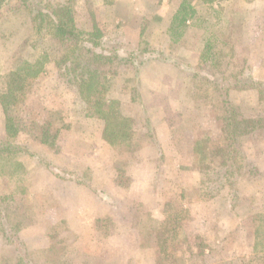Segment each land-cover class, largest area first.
I'll return each instance as SVG.
<instances>
[{
    "label": "rangeland",
    "instance_id": "374dc122",
    "mask_svg": "<svg viewBox=\"0 0 264 264\" xmlns=\"http://www.w3.org/2000/svg\"><path fill=\"white\" fill-rule=\"evenodd\" d=\"M183 1L0 0V93L23 61L45 68L9 101L23 150L0 162V264H264V0H186L196 14L174 41ZM27 5L69 8L78 54L111 57L97 65L106 100L131 119L138 150L107 147L103 121L55 62L70 45L36 34ZM95 25L98 46L88 43ZM151 62L160 65L145 69ZM225 100L263 127L233 139ZM45 121L61 129L54 146L40 141ZM5 124L0 103V140ZM167 136L181 155L165 152ZM144 147L155 154L136 156ZM174 166L183 169L172 175ZM140 177L157 181L159 201L145 192V205L117 201L104 189ZM67 229L75 243L52 247L51 235Z\"/></svg>",
    "mask_w": 264,
    "mask_h": 264
},
{
    "label": "trees",
    "instance_id": "16d2710c",
    "mask_svg": "<svg viewBox=\"0 0 264 264\" xmlns=\"http://www.w3.org/2000/svg\"><path fill=\"white\" fill-rule=\"evenodd\" d=\"M27 9L31 13V21L36 34L42 35L45 33L46 35H50L70 45L69 49L71 50L62 55L55 62L61 76L74 87L81 99L90 104L91 116L94 119L103 121V139L119 153H123L124 150L125 152L129 151V153L138 150L140 144L134 146L132 140H134V138L135 140L136 138H140V135L133 130L131 119L124 116L122 112L118 110L115 103L106 100L109 91L108 84L103 79L102 72L98 69L99 67L97 65L109 62L111 57L87 49V53L89 54L87 58L84 59L78 54L81 40L74 25V19L70 17L71 10L69 8L52 7V11H50L45 10L43 6L34 7L27 5ZM195 14L196 9L188 1L184 0L181 2L172 21L171 32L173 37L177 36L174 41L182 37L183 32L181 29L185 27L189 20L193 19ZM93 32L94 34L96 33V37L92 41L89 40L88 43L93 46H98L99 42L97 40L102 37V32L96 25L94 26ZM150 52L149 49H144V47L141 49V53L143 54ZM154 53L156 52L153 51V54ZM44 72L45 68L42 62L23 61L20 67L11 71L6 77L5 90L0 93V103L6 115V137L4 140H0V162H7L9 156L21 153L23 150L16 144L19 127L15 122L11 121L9 101L16 94L22 92L28 84L37 79ZM224 104L228 112L226 119L227 126L233 139L238 135L252 132L263 127V123L258 119L240 120L236 110L227 100L224 101ZM40 131V141L45 145L54 146L61 129L55 124L45 121ZM203 145L204 143H198L195 152L200 156L199 162L201 165L206 166L208 155L204 152ZM26 151L28 150L26 149ZM204 169L205 167H203V170ZM212 175L214 177L219 176L217 172H213ZM2 235L5 236L4 233H2ZM4 238L8 240L6 236ZM76 239L77 235L70 229L53 234L50 237L51 246L59 249L74 244ZM159 240L161 239L159 238ZM159 240L156 235V243ZM204 249L205 248L202 247L200 251L204 253Z\"/></svg>",
    "mask_w": 264,
    "mask_h": 264
},
{
    "label": "crops",
    "instance_id": "0c3cea01",
    "mask_svg": "<svg viewBox=\"0 0 264 264\" xmlns=\"http://www.w3.org/2000/svg\"><path fill=\"white\" fill-rule=\"evenodd\" d=\"M120 3L122 5V8H125L127 10L132 8L131 6L129 7L130 3H127V4H124L122 2H120ZM159 8L161 9V7H159ZM159 8L156 7L157 10H160ZM177 11H178V9H177ZM158 65H160L158 62H151L147 67H145V69L148 70L150 67L151 68L152 67H154V68L155 67H159ZM163 141H164V148H169V150H167L168 152L165 150L166 153H169V154H172V155L175 154L174 156H176L178 154L181 155L180 150L178 149V151H177V147L175 146L174 140H172V138L170 136H167V138H164ZM106 144H107V142H106ZM107 147H109V149H111L113 151V149H112V147L110 145L107 144ZM152 149H153V152H152ZM147 151H151L150 153L155 154V150H154L153 147H146V148L144 147L141 151L137 152L136 156L140 155V156L143 157V156H145L147 154ZM178 168L179 169H181V168L183 169L182 166H174V170H173L172 175H177L178 174ZM156 182H157L156 180L152 179V181H151L147 177H140L136 181L132 182L131 185H129V188H127V189H123L120 185H117L113 181H112V183L106 184V187H104V189L106 191H108L109 193H111V195L113 197H116L117 201L122 200V199L123 200H127V199L132 197V199H135L133 201H139V202H142L145 205L147 203V200L145 198H143L141 195H138V194H139V192H145L146 195H147L146 197H149L152 202L159 201L158 196L155 193V190H154V187H153ZM157 204H154V207H156ZM146 207L148 208L149 206H146ZM75 232L77 233V231H75ZM132 233L133 232L131 231V234Z\"/></svg>",
    "mask_w": 264,
    "mask_h": 264
}]
</instances>
